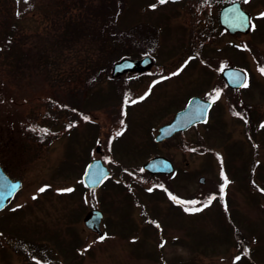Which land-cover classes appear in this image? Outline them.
Masks as SVG:
<instances>
[{"label":"rangeland","instance_id":"1","mask_svg":"<svg viewBox=\"0 0 264 264\" xmlns=\"http://www.w3.org/2000/svg\"><path fill=\"white\" fill-rule=\"evenodd\" d=\"M232 1L0 0V163L22 182L0 211V264H264V0H239L252 28L235 34L218 18ZM228 66L247 87H228ZM194 95L214 102L209 121L156 143ZM156 155L172 175L142 169ZM94 158L111 177L88 190Z\"/></svg>","mask_w":264,"mask_h":264},{"label":"water","instance_id":"2","mask_svg":"<svg viewBox=\"0 0 264 264\" xmlns=\"http://www.w3.org/2000/svg\"><path fill=\"white\" fill-rule=\"evenodd\" d=\"M219 22L232 34L238 32L248 33L251 29L250 15L238 1L229 3L221 8L219 11ZM152 64L153 60L150 56H146L141 60L124 58L113 65L112 75L117 76L129 71L147 69ZM222 76L227 85L233 89H242V84L247 81L246 72L238 67L224 68ZM212 106L213 102L210 100L199 96L191 97L184 108L177 111L169 122L158 128L155 141L163 142L178 132L187 131L197 124L205 123ZM100 149L101 147L98 145L96 151L100 152ZM143 170L152 174H172L174 166L168 157L158 155L149 158L143 164ZM109 177L110 172L107 166L100 158H95L86 166L83 182L89 189H98ZM204 181V177L199 179L200 183H204ZM21 187L22 182L20 180H12L0 164V210L10 203ZM103 219L104 213L101 210L92 209L86 213L83 222L88 229L101 236L103 233L101 230Z\"/></svg>","mask_w":264,"mask_h":264},{"label":"trees","instance_id":"3","mask_svg":"<svg viewBox=\"0 0 264 264\" xmlns=\"http://www.w3.org/2000/svg\"><path fill=\"white\" fill-rule=\"evenodd\" d=\"M102 15V14H101ZM75 25V24H74ZM106 25H109L108 24V22L106 23ZM112 30V29H111ZM108 30L107 32H109V34H111L112 35V31H114V30ZM101 31V30H100ZM113 36H111L110 38H112ZM115 37V36H114ZM5 39H7L6 40V43L7 44H5V47H4V54L5 55H7L8 56V58H10L11 60V62H13V61H16V62H14V63H20L21 61H22V59L20 58V54H19V51L17 50L18 48V45L16 44V42H17V40H15V39H13V37L10 35V34H8L7 36L5 35V36H3V39L2 40H5ZM113 39H115V38H113ZM116 40V39H115ZM13 60V61H12ZM13 64V63H12Z\"/></svg>","mask_w":264,"mask_h":264},{"label":"snow or ice","instance_id":"4","mask_svg":"<svg viewBox=\"0 0 264 264\" xmlns=\"http://www.w3.org/2000/svg\"><path fill=\"white\" fill-rule=\"evenodd\" d=\"M166 2V0H160V3H165ZM262 71H264V70H262ZM174 75H175V73H174ZM242 86L243 87H247V83L245 82L244 84H242ZM141 99H143V97L141 98ZM128 101L126 100L125 101V103H127ZM136 101H133V103H135ZM121 123H123V121H121ZM121 133L120 132H118L117 133V135H120ZM44 189H41V191H43ZM66 191H71V189H67ZM149 191H151V189L149 190ZM221 192H223V188H221ZM208 205L207 204H205L204 205V207H207ZM196 211H200V210H202V209H195ZM185 211H189V209H185Z\"/></svg>","mask_w":264,"mask_h":264},{"label":"flooded vegetation","instance_id":"5","mask_svg":"<svg viewBox=\"0 0 264 264\" xmlns=\"http://www.w3.org/2000/svg\"><path fill=\"white\" fill-rule=\"evenodd\" d=\"M181 1V0H180Z\"/></svg>","mask_w":264,"mask_h":264}]
</instances>
